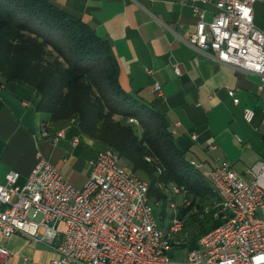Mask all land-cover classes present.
Segmentation results:
<instances>
[{
    "label": "built area",
    "instance_id": "2783aa9c",
    "mask_svg": "<svg viewBox=\"0 0 264 264\" xmlns=\"http://www.w3.org/2000/svg\"><path fill=\"white\" fill-rule=\"evenodd\" d=\"M181 1L190 2L200 16L199 3L213 1L216 7L207 28L185 41L221 63L258 75L264 85V29L253 20V5L264 0ZM243 117L251 122L254 112L245 108ZM128 122L138 125L132 117ZM47 135L42 129L41 136ZM78 142L75 138L72 145ZM90 167L80 188L44 158L23 185L17 183L16 171H8L5 183H0V232L56 243L58 258L46 264H264V161L247 172L250 180L226 162L204 172L215 194L205 209L217 225L198 238L184 261L170 255L184 226L175 203L169 204L175 211L170 222L160 226L148 183L122 163L117 152L99 151ZM172 193L180 194L181 189L173 187ZM9 257L0 247V263Z\"/></svg>",
    "mask_w": 264,
    "mask_h": 264
},
{
    "label": "crops",
    "instance_id": "0c3cea01",
    "mask_svg": "<svg viewBox=\"0 0 264 264\" xmlns=\"http://www.w3.org/2000/svg\"><path fill=\"white\" fill-rule=\"evenodd\" d=\"M49 1L109 43L119 65L122 89L166 117L176 145L198 168L202 163L208 171L224 162L209 157H228V146L237 142L235 131H240L235 123L245 120V108L254 112L247 123L264 116V85L258 75L221 63L212 53L185 41L212 21L213 1L198 4L201 16L194 13L190 2L181 0ZM253 20L264 29V3L253 5ZM39 98L29 85L6 81L0 75V183L13 170L19 174L17 183L23 185L44 158L72 185L69 170L83 166V178L75 184L80 188L88 178L90 162L105 146L83 135L76 120L49 123L48 135L41 136L46 119L37 109ZM59 132L63 136L58 137ZM75 138L79 142L74 146ZM211 145L215 148L210 149ZM55 246L0 232V247L10 254L0 264H46L58 258ZM177 247L185 249L174 244L171 250Z\"/></svg>",
    "mask_w": 264,
    "mask_h": 264
},
{
    "label": "trees",
    "instance_id": "16d2710c",
    "mask_svg": "<svg viewBox=\"0 0 264 264\" xmlns=\"http://www.w3.org/2000/svg\"><path fill=\"white\" fill-rule=\"evenodd\" d=\"M0 75L37 91V109L48 114L42 129L76 120L83 135L117 152L148 183L153 205L164 209L167 186L192 199L179 210L181 219L196 199L215 200L204 173L176 145L166 117L122 89L109 43L49 0H0ZM130 117L138 125L123 121Z\"/></svg>",
    "mask_w": 264,
    "mask_h": 264
},
{
    "label": "rangeland",
    "instance_id": "374dc122",
    "mask_svg": "<svg viewBox=\"0 0 264 264\" xmlns=\"http://www.w3.org/2000/svg\"><path fill=\"white\" fill-rule=\"evenodd\" d=\"M43 117L48 119V114L43 113ZM123 121L127 122L128 120ZM235 126L239 127L240 131H235L237 142L234 141V144L232 143L231 146H228L230 150L228 157H209L208 160L212 161L213 158H217L220 162L224 161L245 179L250 180L251 175L247 172L251 170L257 162L264 161V116L255 118L252 123H247L245 120H238ZM135 129L136 133L139 134V128L136 127ZM187 158L190 159L191 157ZM206 168L207 166L202 163L199 165V169L202 172H205ZM84 173L85 169L83 166L71 168L69 174L72 178V183L76 184L81 182ZM75 184H73L74 187H76ZM172 190L173 187L169 188L167 186L166 191L170 194L164 209L162 203L153 205L154 214L160 226H167L174 215L175 211L169 207L171 202H174L179 210L191 205V198L188 197L186 199V205H183V195L181 193L173 194ZM212 202L213 199L209 197L198 198L194 201L191 209L183 216L184 226L176 237L174 244L185 246V249H178L177 247V249L171 250L170 255L174 260L184 261L186 259L187 249L196 246L202 230L212 229L214 222L211 220V214L205 209L207 205H210ZM179 238L182 239L178 240Z\"/></svg>",
    "mask_w": 264,
    "mask_h": 264
}]
</instances>
